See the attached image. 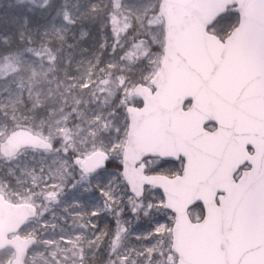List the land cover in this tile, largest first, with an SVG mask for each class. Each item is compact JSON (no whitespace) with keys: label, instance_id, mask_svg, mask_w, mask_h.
<instances>
[{"label":"snow or ice","instance_id":"snow-or-ice-1","mask_svg":"<svg viewBox=\"0 0 264 264\" xmlns=\"http://www.w3.org/2000/svg\"><path fill=\"white\" fill-rule=\"evenodd\" d=\"M19 2L0 264H264V0Z\"/></svg>","mask_w":264,"mask_h":264},{"label":"trees","instance_id":"trees-1","mask_svg":"<svg viewBox=\"0 0 264 264\" xmlns=\"http://www.w3.org/2000/svg\"><path fill=\"white\" fill-rule=\"evenodd\" d=\"M25 5H21L19 1L13 0L8 6L0 8V25L8 27L11 23L16 21L18 17L24 15L23 8Z\"/></svg>","mask_w":264,"mask_h":264},{"label":"rangeland","instance_id":"rangeland-1","mask_svg":"<svg viewBox=\"0 0 264 264\" xmlns=\"http://www.w3.org/2000/svg\"><path fill=\"white\" fill-rule=\"evenodd\" d=\"M19 1V0H17ZM8 2V0H0V8L4 7V5H6V3ZM97 264H99V261H97Z\"/></svg>","mask_w":264,"mask_h":264}]
</instances>
